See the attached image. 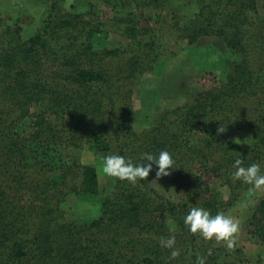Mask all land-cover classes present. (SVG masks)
Returning <instances> with one entry per match:
<instances>
[{"label":"trees","instance_id":"trees-1","mask_svg":"<svg viewBox=\"0 0 264 264\" xmlns=\"http://www.w3.org/2000/svg\"><path fill=\"white\" fill-rule=\"evenodd\" d=\"M36 1L46 12L28 38L0 20V264L244 261L242 248L227 260L228 247L191 233L184 216L197 206L225 214L259 190L233 173L236 160L264 172V0H91L78 13ZM111 34L123 43L110 46ZM212 37L226 51L223 73L137 127V87L161 78L162 58ZM242 132L250 137L237 141ZM81 145L101 162L168 150L175 198L150 185L155 165L135 183L110 176L103 187ZM70 197L98 204L99 215L71 218ZM245 229L264 247V197ZM170 236L175 258L161 243Z\"/></svg>","mask_w":264,"mask_h":264},{"label":"rangeland","instance_id":"rangeland-1","mask_svg":"<svg viewBox=\"0 0 264 264\" xmlns=\"http://www.w3.org/2000/svg\"><path fill=\"white\" fill-rule=\"evenodd\" d=\"M91 0H64V7L70 10L83 12ZM189 11V10H188ZM46 12V5L36 0H0V20L5 25L21 28V39L28 38L40 26ZM16 23V24H15ZM121 41V42H120ZM117 42L123 43V38L111 34L109 45L114 46ZM176 51V50H175ZM225 49L222 43L216 38H203L200 45L190 53L175 52L170 58L163 59V72L161 78L147 77L137 87L134 100L136 113V126L144 125V117L152 111H160L167 107L179 104L185 97L184 93L201 84L208 83L214 76L222 74V67L225 63ZM166 59V60H165ZM249 138L250 134L242 132L238 134L237 141ZM81 162L94 164L98 167V174L103 187L110 182V176L102 171V162L97 160L87 149L81 145L77 150ZM150 185L156 188L162 195L175 198L170 182L171 174L157 177L156 174L149 175ZM264 197V187L249 195L243 203L228 210V215L239 222V230L235 234V244L232 248L227 246L223 240L215 242L221 244L226 250V259L231 260V252L235 248H242L245 259L239 264H264V247H259L253 238L247 234L245 223L251 216L259 200ZM71 218L84 220L99 215V206L96 203L69 198L66 204ZM262 258L259 259V257ZM221 261H224L222 259Z\"/></svg>","mask_w":264,"mask_h":264},{"label":"clouds","instance_id":"clouds-1","mask_svg":"<svg viewBox=\"0 0 264 264\" xmlns=\"http://www.w3.org/2000/svg\"><path fill=\"white\" fill-rule=\"evenodd\" d=\"M223 132V128H219ZM102 171L108 176L127 180L131 183L137 182L138 179L148 177L153 165L156 166V176L168 175V170L172 168L175 161L172 154L164 149L158 153L143 152L139 162L134 163L132 159L119 154H109L102 158ZM236 170L233 173L235 178L242 179L244 182L250 183L256 189L264 187V172L261 171L259 163H252L247 167L242 166V161L236 160ZM184 224L191 233H198L206 240L215 238L216 241H225L229 248L235 244V234L239 230L238 220L217 213L212 215L208 209L203 207H192L184 216ZM161 243L171 248V257L179 256L180 249L175 248V237L170 236L166 241ZM211 249H209V255ZM205 257L198 255L197 264H205Z\"/></svg>","mask_w":264,"mask_h":264}]
</instances>
